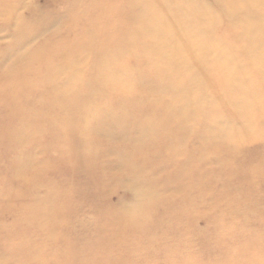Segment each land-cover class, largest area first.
<instances>
[{"label":"rangeland","instance_id":"obj_1","mask_svg":"<svg viewBox=\"0 0 264 264\" xmlns=\"http://www.w3.org/2000/svg\"><path fill=\"white\" fill-rule=\"evenodd\" d=\"M131 2L0 15V264H264V5L180 0L185 63Z\"/></svg>","mask_w":264,"mask_h":264},{"label":"bare ground","instance_id":"obj_2","mask_svg":"<svg viewBox=\"0 0 264 264\" xmlns=\"http://www.w3.org/2000/svg\"><path fill=\"white\" fill-rule=\"evenodd\" d=\"M8 0H0V15H5L6 14V4H7ZM226 2L232 6V7H238L242 6V5H246L248 7H252L254 5L256 6H263L264 5V0H226ZM101 3H107V0H101ZM96 4V10L97 13L101 12V8H102V4ZM132 3V2H131ZM176 4H178V6L180 5V0H146L145 4L142 5V7L138 4H130L128 5L129 8V14L133 15L135 17V22L137 27L141 26V24H151L152 25V29L155 31V33L162 38L163 42L165 45H167L166 48H169V50H173L174 52L169 51L168 54L165 52L164 54H162V58L167 57L169 55H173V54H177L179 53H183L184 55L181 54V56L183 57L181 59V62H185V63H194L197 62L199 63L200 61V57L205 54L206 52V47L205 45L199 40L197 39V37H192L191 43L188 44H184L182 46L178 45L180 42V38L182 35L181 32H190L188 29V22H187V18L183 15L185 14H181L179 13L178 7L176 8ZM130 6V7H129ZM95 7V5H94ZM117 6L115 5L114 10L116 9ZM110 10V9H109ZM133 13V14H132ZM104 14V13H103ZM188 14V13H187ZM206 20V19H205ZM253 22V23H252ZM244 23L247 25L253 24L256 27H259L256 31V33H254L255 35L251 36L250 40L247 42V47L245 46L244 41H240L239 44L242 42V46L243 48L249 49L250 51H252L253 54L257 53L256 55L258 56V58H263L264 54L255 51V49L257 47L262 48L261 45H256L254 44V39L259 37V40L261 42H264V11L263 13H261L259 18H254V19H249L248 20H244ZM111 25V22L109 20V18H106V25ZM104 26V27H105ZM186 27V28H185ZM106 29V28H104ZM152 34L155 35L154 32H151ZM195 34H197V32L195 31ZM257 35V36H256ZM106 38H108V36H106ZM21 40V39H19ZM263 40V41H262ZM105 41V39L103 40ZM99 45H101L100 43H98ZM165 47V46H164ZM103 48H106V46L100 48L99 51H102ZM158 49V48H156ZM254 49V50H253ZM107 51V50H104ZM102 51V52H104ZM178 53V54H179ZM71 55L72 52L68 51L67 55ZM156 60L160 61V59H157V56L154 57ZM236 59V58H235ZM235 59H232V57L229 56H221L220 58H218L217 60V65L219 68H223L222 70H226V73H228L229 71V67L231 69V66L234 65V61ZM75 60L70 59L69 62L74 63ZM226 68V69H225ZM59 72H61V70H59ZM230 72L233 73H238V74H244L245 71L242 70L241 68L237 67L236 70H231ZM55 75H52L50 78L52 79ZM230 79L227 76H224L222 78V83L221 85H214V88L221 90L224 87H228L230 85V81L228 80ZM208 84V83H207ZM256 85H262L261 87H264V82H262V84H257ZM221 88V89H220ZM230 89V88H229ZM51 92H53L52 89H50ZM248 103L249 105L256 103V99H252V100H248L245 99L243 102L240 103ZM11 128V125H9L7 127V129ZM263 128V127H261ZM250 131H247V133H249ZM242 135V134H241Z\"/></svg>","mask_w":264,"mask_h":264}]
</instances>
